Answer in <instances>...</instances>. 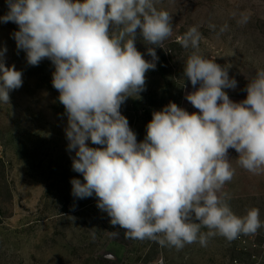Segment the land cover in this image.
<instances>
[{
  "label": "clouds",
  "instance_id": "obj_1",
  "mask_svg": "<svg viewBox=\"0 0 264 264\" xmlns=\"http://www.w3.org/2000/svg\"><path fill=\"white\" fill-rule=\"evenodd\" d=\"M6 3L0 22L18 26L12 37L28 65L48 59L54 66L52 86L67 116L68 151L75 152L72 169L83 177L70 181L74 197L95 195L97 207L126 238L177 250L196 242L207 246L217 235L231 242L264 226L258 208L236 215L223 191L235 175L229 149L239 154L242 168L264 173V69L247 84L246 98L233 101L225 91L237 88L231 66L200 55L202 33L190 27L177 42L193 50L183 75L194 89L185 99L198 111L169 102L153 111L138 142L121 106L145 91L146 73L159 60L156 47L172 35L173 16L158 10L154 0ZM248 19L241 13L238 23ZM227 29L223 25L218 35ZM138 34L151 60L137 49ZM6 52L0 50V102L9 104L23 73L6 65Z\"/></svg>",
  "mask_w": 264,
  "mask_h": 264
},
{
  "label": "rangeland",
  "instance_id": "obj_2",
  "mask_svg": "<svg viewBox=\"0 0 264 264\" xmlns=\"http://www.w3.org/2000/svg\"><path fill=\"white\" fill-rule=\"evenodd\" d=\"M154 3L173 16V31L156 47L159 60L156 69L146 73L145 91L121 106L138 142L146 136L153 111L169 102L190 113L198 111L185 99L194 89L183 75L193 50L177 42L190 27L202 33L200 55L231 66L229 76L236 79L237 88L225 91L233 101L246 98L247 84L264 69V0ZM7 12L6 0H0V16ZM241 13L249 17L245 24L238 23ZM225 24L228 29L218 35ZM17 30L12 22H0V50L7 48L6 65L14 64L23 73L22 87L9 93L10 103L0 102V264H158L161 257L163 264H253L257 249L244 244L242 235L231 242L217 235L209 238L207 246L196 242L179 250L161 247L148 239L126 238L124 229L111 225L108 214L97 207L95 195L74 197L70 181L83 177L72 169L75 152L68 151L67 116L52 86L54 66L48 59L39 66L28 65L26 53L17 50L12 37ZM145 44L138 34L136 47L151 60ZM240 183L231 180L224 186L231 210L238 216L253 207L264 211V192L250 196L251 190L237 188ZM114 231L119 236H113Z\"/></svg>",
  "mask_w": 264,
  "mask_h": 264
},
{
  "label": "crops",
  "instance_id": "obj_3",
  "mask_svg": "<svg viewBox=\"0 0 264 264\" xmlns=\"http://www.w3.org/2000/svg\"><path fill=\"white\" fill-rule=\"evenodd\" d=\"M229 157L231 161L233 160L232 167L235 169V175L233 177V181H240L242 183L239 184V187L237 185L238 189H243L244 191L251 190L250 196L255 194V195H261V190L264 192V173H261L259 175L253 174L244 168H242L239 163H238V153L234 149H229ZM237 161V162H236ZM254 191V192H253ZM264 194V193H262ZM244 193L241 195L243 196ZM260 210V213L263 211ZM264 212V211H263ZM260 219L262 222H264V217L263 215L260 214ZM243 240L247 241V243L251 242H261L264 240V226H262L256 234L254 235H242L240 237Z\"/></svg>",
  "mask_w": 264,
  "mask_h": 264
},
{
  "label": "built area",
  "instance_id": "obj_4",
  "mask_svg": "<svg viewBox=\"0 0 264 264\" xmlns=\"http://www.w3.org/2000/svg\"><path fill=\"white\" fill-rule=\"evenodd\" d=\"M243 243L249 244L252 248L257 249V253L252 256L253 264H264V240L259 243H247V241L243 240Z\"/></svg>",
  "mask_w": 264,
  "mask_h": 264
}]
</instances>
